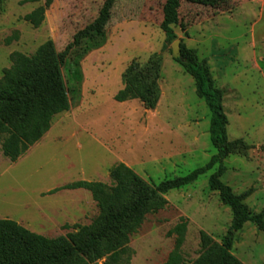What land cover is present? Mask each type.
Returning <instances> with one entry per match:
<instances>
[{
	"label": "rangeland",
	"instance_id": "obj_1",
	"mask_svg": "<svg viewBox=\"0 0 264 264\" xmlns=\"http://www.w3.org/2000/svg\"><path fill=\"white\" fill-rule=\"evenodd\" d=\"M104 2L0 0V78L12 53L32 56L47 41L63 52ZM165 2L115 0L103 30L81 40L62 67L69 110L55 116L48 133L14 163L2 155L0 140V220L46 238L65 236L76 225L92 224L99 210L88 191H49L77 181L112 185L109 173L119 163L156 187L203 167L216 154L210 112L160 28ZM38 7L44 20L34 28L24 17ZM173 31L180 53L182 46L206 62L214 87L222 91L228 139L247 146L243 155L225 159L221 180L258 214L264 210V0H220L214 7L183 0ZM153 54L161 60L156 108L147 110L138 100L115 102L126 69ZM215 170L168 192L166 207L145 217L130 239L131 264H164L174 246L167 233L181 218L188 221L181 249L185 264L202 255L201 232L221 244L232 212L209 189ZM231 253L243 264H264V234L246 223Z\"/></svg>",
	"mask_w": 264,
	"mask_h": 264
},
{
	"label": "trees",
	"instance_id": "obj_2",
	"mask_svg": "<svg viewBox=\"0 0 264 264\" xmlns=\"http://www.w3.org/2000/svg\"><path fill=\"white\" fill-rule=\"evenodd\" d=\"M33 2L35 0H27ZM115 0H105L97 18L76 33L72 42L58 53L52 41L41 45L32 56L12 53L11 66L0 78V140L2 155L16 162L37 144L50 130L51 121L69 110V100L62 75L67 56L81 40L103 30ZM183 0H166L160 25L167 43L177 40L173 27L178 23V11ZM214 7L220 0H185ZM44 20V9L38 7L24 17L34 28ZM12 38L4 42L9 46ZM193 80L198 98L205 101L210 112L209 137L216 150L208 163L184 177L165 180L150 187L132 169L119 163L109 173L112 185L101 182L77 181L49 191L85 190L95 202L99 215L89 226L73 227V232L57 238L32 233L14 221L0 220V264H131L134 251L131 237L137 233L145 217L163 210L164 196L173 190L195 183L202 175L216 168L208 178L209 189L217 192L221 203L232 212V221L221 244L204 232L200 233L202 255L193 264H243L232 253L235 234L246 223H252L264 234V210L250 212L244 197L233 193L222 182L230 155L244 154L242 140L230 141L227 117L223 108V93L214 87L206 62L196 59L192 51L181 46V60H176ZM161 60L153 54L144 64L133 63L122 75L123 88L114 101L138 100L145 109L156 108L160 99ZM188 221H180L167 233L174 246L164 264H185L181 249ZM65 230L71 229L68 225Z\"/></svg>",
	"mask_w": 264,
	"mask_h": 264
},
{
	"label": "water",
	"instance_id": "obj_3",
	"mask_svg": "<svg viewBox=\"0 0 264 264\" xmlns=\"http://www.w3.org/2000/svg\"><path fill=\"white\" fill-rule=\"evenodd\" d=\"M180 42L179 41H175L172 46H171V49H172V57L175 59V60H181V53H180Z\"/></svg>",
	"mask_w": 264,
	"mask_h": 264
}]
</instances>
